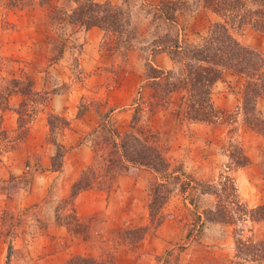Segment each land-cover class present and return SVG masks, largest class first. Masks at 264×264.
<instances>
[{
    "label": "rangeland",
    "instance_id": "374dc122",
    "mask_svg": "<svg viewBox=\"0 0 264 264\" xmlns=\"http://www.w3.org/2000/svg\"><path fill=\"white\" fill-rule=\"evenodd\" d=\"M124 1L114 0V3L123 5ZM131 1V6L136 5L134 19L138 31L140 32V26L145 30L146 35H141L142 42L155 41L158 36L165 33V28H159L156 19L154 20L156 12L150 11L148 14L142 10L141 6L146 5L144 3L146 0L144 2L138 0L136 4L134 0ZM163 1L180 8L184 23L182 25L187 26L191 32L202 27L198 24L192 26L191 20L194 16L192 12L201 9L198 13L206 15L204 30L207 34L195 42L187 40L190 43H202L208 36L210 26L221 21L217 14L206 8L204 0ZM64 4V0H50V4L42 7L8 12L4 15L0 13V162H10L11 158L18 162L19 159L13 157L12 153L23 147L30 153L24 164L28 178L31 179L30 184L25 185L27 187L25 192L19 189L23 183H14L15 186L9 188L0 185V264H36L28 254L33 247V238L40 232L39 227H36L39 224L27 217L28 220L24 219V223L20 221L18 227H15V220L13 221V232L18 234V237L6 236L9 225L3 223L2 213L6 211L16 213L17 209L28 208L23 207L24 200L40 198L45 193V200L48 202L38 203L40 205L32 210L31 217L37 215L35 216L37 218L40 216L42 219H50L58 205L56 195L61 177L55 180L45 193L40 189L41 185L37 187L33 185L35 174H40L43 163L53 157L51 153L55 150V146L49 142V114L61 118L54 121L58 128L56 130L60 129L55 137L59 142V136L69 128L64 126L63 120L69 121V117L81 118L88 111L97 118L98 123L108 114L113 122L117 120L126 128L124 132L130 129L134 118H137L138 127H147L158 133L162 144L169 151L173 167L182 166L193 183L204 185L200 187V191L206 189V185L221 184V181L224 182L222 177H232L238 194L249 208L264 205V137L246 125L240 110L244 79L241 76L233 77L226 74L228 76L225 78V75L216 84L212 100L220 114H217L213 123L187 124L177 116L178 95L173 96V104L170 106L155 109L163 96L156 94L155 90L147 86L151 82L143 79L147 57L145 49L151 43L144 46L142 42L140 44L135 42V49L129 52L128 59L125 60L126 58L119 55L120 50H115L117 42L110 34L106 36L104 33L100 40L98 35L88 36L85 31L79 35L77 44L68 43L66 54L61 61L51 64L54 39L58 38V33L62 31L69 33L64 24L54 19L55 10L61 9ZM72 7L73 5L67 6L66 9ZM234 27L233 25L232 31ZM242 31V35H238L239 41L264 55V34L255 32L251 27H244ZM135 72L139 75L138 84L137 79L133 78ZM28 83L33 86H28L26 90L25 85ZM122 87L126 88L127 100L112 103L110 100L112 92ZM25 91L26 97L23 95ZM35 91L43 94L36 97L34 102V99L29 97ZM53 91L54 95L48 96V93L51 94ZM24 104L26 106L21 107ZM257 108L264 118V98L259 99ZM21 109L22 118L18 114ZM66 109L70 110L68 118L64 116L65 111L63 112ZM7 110L11 116L4 119L2 113ZM80 111L83 112V116L78 117ZM244 155L249 159V164L243 169L236 168L235 161ZM152 175L147 192L148 205L151 200L150 187L156 178L154 173ZM9 191L15 192L12 198L6 196ZM219 194L222 195L221 192ZM200 197L202 198L200 193L193 189H189L184 195L177 192L166 206V219L174 216L172 217L174 219L182 217L193 221L198 216L195 212H198L199 208L195 207L194 203L190 204V201L195 199L198 203ZM184 198L187 200L184 201ZM216 201V197L212 196L206 198L203 203L205 206L212 203L216 205ZM147 212L149 214V211ZM66 213L63 215H67ZM102 220L100 217L85 220L86 223L80 225L81 229L87 222H90L87 227L89 230L91 227L95 230L101 229ZM148 225L150 221L147 225L135 228L128 225L110 233L101 230V233H94L93 236L91 234L88 242L92 255L95 253L97 260L108 261L113 257L115 261V250L123 247L134 249L157 231H152L138 245H133L130 243L132 237L127 238L125 230ZM227 226L231 227L229 234L231 237L242 227ZM74 227L77 228V225ZM244 227L245 232L257 241L264 240V222L255 224L248 222ZM189 230L193 235L196 229L194 227ZM224 233L222 235L225 238ZM72 239L82 240L78 236ZM9 244L12 245L11 249ZM181 249H177L178 262L175 264H180L179 261L182 259L180 254L183 252ZM233 249L235 250L234 242ZM188 255L190 254L187 253L186 256ZM171 263L173 262H169Z\"/></svg>",
    "mask_w": 264,
    "mask_h": 264
},
{
    "label": "trees",
    "instance_id": "16d2710c",
    "mask_svg": "<svg viewBox=\"0 0 264 264\" xmlns=\"http://www.w3.org/2000/svg\"><path fill=\"white\" fill-rule=\"evenodd\" d=\"M130 1L125 0L123 5L118 6L111 0H64L65 4L61 9L55 10L54 19L64 24V27L69 29V33L62 31L58 33V38L54 39L50 63L61 61L66 54L68 43L77 44L79 35L93 28H99L106 36L110 34L116 39L115 50H120L119 55L127 60L129 52L135 49L134 43L142 42L141 33L134 19L136 5L131 6L132 1ZM137 1L134 0L135 4ZM204 3L207 9L219 16L221 21L213 23L208 36L198 44L190 43L182 36L183 32L175 18L176 12L181 10L175 4L162 2L158 7L147 4L141 6L148 14L150 11L156 12L154 20L156 19L157 26L166 30L155 41H147L151 44L145 49L147 57L144 79L151 82L148 87L163 96L155 109L170 106L173 104V96L178 95L177 116H180L183 122L213 123L217 114H220L212 100L214 86L226 74L238 75L244 79L240 110L246 125L264 137V118L257 108L259 99L264 98V55L245 46L238 39L244 27H251L255 32L264 34V0H204ZM48 4L50 0H0V13L4 15V13L24 11ZM72 5L71 9H66L67 6ZM233 25L235 27L232 31ZM148 43L144 40L142 42L144 46ZM158 53H166L170 57L174 63L171 70L159 69L151 63ZM15 82L18 83L17 80ZM30 85L32 84L25 85L26 90ZM53 93L55 92L48 93V96ZM42 94L35 91L29 98L34 99L35 102V98ZM23 95L26 97L27 92L25 91ZM24 106L26 105L21 107ZM18 114L22 118V109ZM81 116L83 112L80 111L78 117ZM56 119L61 120L60 117L49 114V142L55 146L51 169L53 172H61L70 149L55 138L60 131V129L56 130L58 129L54 122ZM63 122L66 127L70 125L69 121L63 120ZM83 141L88 142L93 149V162L83 170L79 179L73 184L70 197L59 202L54 210L55 221L66 226L74 236L89 241L94 233H101L102 230V228L95 230L93 227L89 230L87 227L90 222L81 229L80 225L86 222L79 218L74 205L75 199L81 192L109 190L118 175L133 176L139 170L146 169L153 172L156 177L150 187V225L125 230L126 237H132L131 244L138 245L163 224L166 219V206L177 192L184 195L189 189H193L200 195H212L217 199L214 209L204 212L205 221L233 227L242 226L233 235L236 262L264 264V240L257 241L244 229L248 222L254 224L264 222V205L249 208L238 194L232 177H222L224 182L221 181V184L206 185V189L200 191V187L204 185L193 183L182 166L174 168L168 155L169 151L162 144L158 133L147 127H138L137 118H134L128 131L121 132L107 114ZM249 162L244 155L235 161V167L243 169ZM30 182L31 179L27 174L20 178L12 176L8 181H0V185L9 188V186L14 187V183H23L19 189L25 192L27 188L25 185H29ZM219 192L222 193L221 196ZM14 193L9 191L6 196L12 198ZM186 200L184 198V201ZM193 203H196L195 199L190 201V204ZM37 205L40 204L17 209L16 213L13 211L2 213L3 223L9 225L6 236L18 237V234L13 232V221L15 220V227H18L20 221L24 223V219L28 220L27 217L31 218L32 222L38 223L36 227H39L41 234L44 233L49 225L48 219L35 217L37 215L30 216ZM63 213L67 214L66 217ZM76 225L77 228L74 227ZM11 246L9 244V249ZM68 264H115V261L113 257L104 261L76 256Z\"/></svg>",
    "mask_w": 264,
    "mask_h": 264
},
{
    "label": "crops",
    "instance_id": "0c3cea01",
    "mask_svg": "<svg viewBox=\"0 0 264 264\" xmlns=\"http://www.w3.org/2000/svg\"><path fill=\"white\" fill-rule=\"evenodd\" d=\"M111 2L114 5H122V3H114V0H111ZM162 2L164 1L146 0L144 3L151 7H158ZM200 10L192 12V15H194L191 20L192 26L195 24L202 26L195 31L193 30L194 32H191L187 26L182 25L184 24L182 12H176L175 18L185 40L195 42L207 34L204 30L206 15L198 13ZM139 29L141 35L145 36V30L141 26ZM86 33L88 36L96 34L100 40L104 37V32L98 28H93L86 31ZM151 63L165 71L173 68L172 60L166 53L156 54ZM133 78L137 79L138 84L139 75L136 72L133 74ZM126 92L125 87L112 92L111 102L127 100ZM126 103L128 102L126 101ZM69 111V109L63 110L64 116L67 118L69 117ZM87 113L81 118L69 117V128L59 136L60 142H58L70 149L66 154L62 172L52 171V158L50 157L43 163L40 174H35L33 178V185L35 187L41 185L40 189L45 193L47 188H50L52 183L61 177L57 187V203L70 197L73 184L79 179L83 170L93 162V149L83 139L98 125V121L89 111ZM2 115L5 119L6 116L10 115L9 110L4 111ZM115 122L118 129L124 132L126 128H123L117 120ZM29 154L23 147H20L16 153H12L13 157L16 156L19 159L18 162L12 158L10 162H0V181H8L12 176L20 178L26 175L27 171L24 163L28 160ZM51 154L53 156L55 150ZM152 174L153 172L146 169L139 170L133 176L121 174L115 178L110 191L86 190L81 192L74 202L79 218L82 220L95 217L102 218V232L107 233L120 230L128 225L135 228L149 224L147 192L150 179L153 177ZM45 196L46 193L40 198L24 200L23 207L48 202L45 200ZM201 196L200 202L194 204L195 207L198 206L199 208V211L195 212L198 215L196 219L193 221L182 217L174 219L172 218L174 216L170 217L172 219L167 218L156 233L138 247L134 249L123 247L115 250V264H165V262L175 264L178 262L176 256L179 253L178 248H182L183 251L180 254V258H182L179 261L180 264H238L233 249L234 238L232 242L233 235L232 237L229 236L231 227L205 221L204 212L214 209L215 203L205 206L203 201L208 197L212 198V196ZM54 214L48 219L47 230L42 234L39 232L33 238V247L29 251L28 257L36 264H68L76 256L96 258L95 253L92 255L90 242L72 239L74 236L72 237L66 226L55 221ZM194 227L198 230H195L192 235L189 229ZM223 233L225 238L222 235ZM187 253L190 255L186 256Z\"/></svg>",
    "mask_w": 264,
    "mask_h": 264
}]
</instances>
